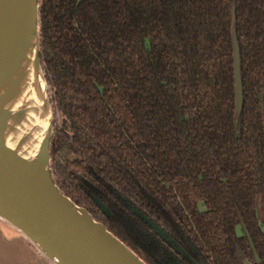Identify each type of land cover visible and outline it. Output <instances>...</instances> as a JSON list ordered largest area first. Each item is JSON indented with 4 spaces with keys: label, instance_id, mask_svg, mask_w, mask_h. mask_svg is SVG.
I'll list each match as a JSON object with an SVG mask.
<instances>
[{
    "label": "trees",
    "instance_id": "1",
    "mask_svg": "<svg viewBox=\"0 0 264 264\" xmlns=\"http://www.w3.org/2000/svg\"><path fill=\"white\" fill-rule=\"evenodd\" d=\"M38 49L62 193L146 264H264V0H39Z\"/></svg>",
    "mask_w": 264,
    "mask_h": 264
},
{
    "label": "water",
    "instance_id": "2",
    "mask_svg": "<svg viewBox=\"0 0 264 264\" xmlns=\"http://www.w3.org/2000/svg\"><path fill=\"white\" fill-rule=\"evenodd\" d=\"M38 1L34 0L37 27ZM232 41L235 118L239 129L244 90L235 21L232 24ZM37 57L41 70L39 49ZM49 146L50 139L48 150ZM49 162L50 157L47 174L43 175L0 145V216L20 228L55 264H146L84 207L58 189L50 174Z\"/></svg>",
    "mask_w": 264,
    "mask_h": 264
},
{
    "label": "bare ground",
    "instance_id": "3",
    "mask_svg": "<svg viewBox=\"0 0 264 264\" xmlns=\"http://www.w3.org/2000/svg\"><path fill=\"white\" fill-rule=\"evenodd\" d=\"M36 21L34 0H0V145L44 175L52 110Z\"/></svg>",
    "mask_w": 264,
    "mask_h": 264
},
{
    "label": "crops",
    "instance_id": "4",
    "mask_svg": "<svg viewBox=\"0 0 264 264\" xmlns=\"http://www.w3.org/2000/svg\"><path fill=\"white\" fill-rule=\"evenodd\" d=\"M0 264H55L18 227L0 216Z\"/></svg>",
    "mask_w": 264,
    "mask_h": 264
},
{
    "label": "rangeland",
    "instance_id": "5",
    "mask_svg": "<svg viewBox=\"0 0 264 264\" xmlns=\"http://www.w3.org/2000/svg\"><path fill=\"white\" fill-rule=\"evenodd\" d=\"M131 53V52H130ZM131 57H135L134 56V54H132L131 53ZM109 60L111 61V63L113 64V66L116 68V71L115 72H117V73H119L120 72V70H121V68H122V66L123 65H121L120 63H119V61L116 59V57L113 55V56H110V58H109ZM131 61H132V64H134V65H139V61H138V59H136V58H132L131 59ZM131 64V65H132ZM125 65V64H124ZM131 65H129V67L131 66ZM126 67H127V64H126ZM48 167V166H47ZM264 199L263 198H261L260 199V201H259V205H258V209H259V215H260V218H261V221L264 223V201H263ZM200 207L201 208H203L204 206L202 205V203H200ZM17 227V226H16ZM20 229V228H19ZM21 230V229H20ZM238 233L239 234H242L243 233V231H242V229L239 227L238 228ZM29 238V237H28ZM30 239V238H29ZM31 241V240H30ZM37 247V246H36ZM37 249H39L38 247H37ZM40 250V249H39ZM41 251V250H40ZM43 253V252H42ZM47 258H49L46 254H44ZM51 262L52 263H54L52 260H51Z\"/></svg>",
    "mask_w": 264,
    "mask_h": 264
}]
</instances>
